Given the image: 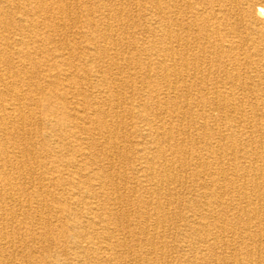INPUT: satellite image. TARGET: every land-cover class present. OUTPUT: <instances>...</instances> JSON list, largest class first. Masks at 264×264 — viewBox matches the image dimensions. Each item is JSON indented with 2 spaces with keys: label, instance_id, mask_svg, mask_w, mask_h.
<instances>
[{
  "label": "bare ground",
  "instance_id": "bare-ground-1",
  "mask_svg": "<svg viewBox=\"0 0 264 264\" xmlns=\"http://www.w3.org/2000/svg\"><path fill=\"white\" fill-rule=\"evenodd\" d=\"M141 2L0 0V264L52 221L51 264H264V58L221 70L233 91L192 71L263 44L264 22L235 20L213 56L197 0H149L137 28Z\"/></svg>",
  "mask_w": 264,
  "mask_h": 264
},
{
  "label": "rangeland",
  "instance_id": "rangeland-1",
  "mask_svg": "<svg viewBox=\"0 0 264 264\" xmlns=\"http://www.w3.org/2000/svg\"><path fill=\"white\" fill-rule=\"evenodd\" d=\"M234 1H236V2H234ZM197 2H198V5L204 6L206 8L205 10H206L207 15L208 14L211 15V19L209 20L208 25L211 26V30H212L211 34H210L212 44H210V45L206 44L208 47V50L204 53H208V54H211L213 56L216 54L215 52H218V48H215L217 46H215L214 43L224 39L225 34L226 35L229 34L228 30H229V28L233 27L231 24L235 20L239 19V21L245 22V21H249V20L259 19L260 21L264 22V18L257 17V15H256L257 7L258 6L264 7V0H197ZM98 4H99V2H92L91 3V5H98ZM143 4L150 5V2H149V0H147L146 3L141 2L139 7L136 5H133L131 8L129 7V14L133 15L132 16L133 18L135 17L134 18L135 26L137 28H141V27L146 25V16H143L141 18H139V16H138V12L142 10ZM135 13H136V15H134ZM79 19L81 20L82 24L85 23L84 13L80 14ZM46 22H48V21L46 20ZM139 23H141L142 25H140ZM136 27L128 29V33L125 35V37H122L120 39H122L123 42L135 40V41H138L137 42L138 44H141L142 41L138 40V38H139L138 35L135 37H131V32L133 30H135V29L139 30ZM258 27L264 31V24L263 23L259 24ZM215 29H217V30L220 29V33L218 31V33L215 34V31H214ZM84 30L86 31V29H84ZM193 30L196 31L197 27L194 26ZM237 31L240 32L241 28L238 29ZM262 36H263V40H264V34H262ZM147 37H148V34L146 33L145 38H147ZM234 39L235 38H233L232 40H234ZM235 44H237V46L235 47V50L233 52H230V54H228L227 57L223 58L224 62H223V64H220L221 66H219L218 64L213 65V64H209V63H204L203 65H201V67L198 68V70H196V71L192 70V71L198 75L206 74V72L211 71L212 72L210 75L211 80H209L210 86H212V84H216L217 86L220 87V89L222 91L231 88V84L229 83L227 77H222L221 70H225L228 72L239 71L240 69L237 68L239 66L234 67L231 64V62L234 58L237 57L241 61H248L249 60L248 62L256 61L259 58H264V43L263 44L262 43L257 44L258 45L257 46V45H253V44L250 45V43H248V44L247 43H240L237 40ZM191 45L195 46V43H192ZM211 49L213 50V52ZM128 56H130V53L128 54ZM243 71L244 70L240 71V73L242 74V79L243 80H249V78L245 76ZM130 81L132 82L134 80L132 79ZM135 82H137V81H135ZM231 90L233 91L232 88H231ZM133 99L135 100V97ZM194 108L196 109V107H194ZM49 113H50V111H49V109H47L46 106H44V102L43 103L39 102L37 105L34 106V120L37 122L43 123V126L46 124L45 126L47 127V125L49 124V118H51V114L49 115ZM46 121H48V122L46 123ZM137 121L138 122L140 121L137 117L131 116V115L128 116V119H127L128 128L131 127V123H134V122L136 123ZM187 180L190 184H192L194 182V180L191 177H187ZM180 192H181V197L185 196V199L189 198L190 194L188 192L182 191V190H180ZM142 195L147 196V194H145V193H142ZM51 203L54 206L53 208H56L55 206H57V203H54V202H51ZM171 208H172V211H175V214L181 210L186 211L184 208H182V207L179 208V206L175 205V204L172 205ZM20 211L23 212V210H20ZM82 211H87V210L85 208H83ZM173 218L176 222H178L177 219H175V215L173 216ZM50 224H52V227H53L52 230H54L52 233L53 240L51 238H41V239H37L35 242L29 244L28 246L24 245V247H23V245H22V247L19 248L20 250L30 251V253L32 251V253L28 257H25V258H20L17 255L13 256L15 258V262H16L15 264H29V263H32L33 261L38 262L39 260L41 261L43 259L47 262V264H51L53 262V260L55 259V256L58 255V252H59V248L57 245V242L59 240L55 238L56 235L59 234L58 233L59 232V230H58L59 222L52 221ZM39 225L40 224H36V228L38 227L37 228L38 230L42 229V227ZM81 227H82V225L79 226V228H81ZM79 228H77V229H79ZM174 234L175 233H172L171 237L169 238L170 244L171 245L178 244V247L181 248V246H182L181 244L183 242H180L179 239ZM50 241H52V244H50ZM68 248H71V247L68 246ZM18 259H20V260H18ZM137 263L138 262H136L135 260H130V264H137Z\"/></svg>",
  "mask_w": 264,
  "mask_h": 264
}]
</instances>
